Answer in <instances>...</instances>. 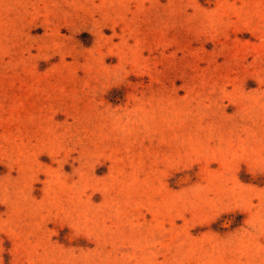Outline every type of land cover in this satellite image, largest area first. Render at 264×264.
<instances>
[{"label":"rangeland","instance_id":"obj_1","mask_svg":"<svg viewBox=\"0 0 264 264\" xmlns=\"http://www.w3.org/2000/svg\"><path fill=\"white\" fill-rule=\"evenodd\" d=\"M0 264H264V0H0Z\"/></svg>","mask_w":264,"mask_h":264}]
</instances>
